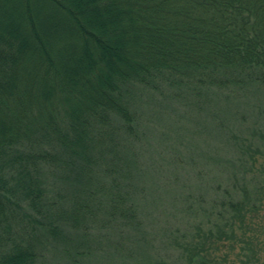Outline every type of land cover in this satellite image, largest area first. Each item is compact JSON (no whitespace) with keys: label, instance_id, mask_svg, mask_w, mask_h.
I'll return each instance as SVG.
<instances>
[{"label":"trees","instance_id":"trees-1","mask_svg":"<svg viewBox=\"0 0 264 264\" xmlns=\"http://www.w3.org/2000/svg\"><path fill=\"white\" fill-rule=\"evenodd\" d=\"M253 98L264 0H0V264H264Z\"/></svg>","mask_w":264,"mask_h":264},{"label":"rangeland","instance_id":"rangeland-1","mask_svg":"<svg viewBox=\"0 0 264 264\" xmlns=\"http://www.w3.org/2000/svg\"><path fill=\"white\" fill-rule=\"evenodd\" d=\"M253 100L255 101H251L250 105L248 107L247 110L251 109L256 113V116L251 115L249 117V123L250 125H260V124H264V104L260 103V99L258 98H253ZM261 104V106H260ZM262 108H263V112H262ZM259 114L261 116H259ZM259 117V118H258ZM263 220V218H262Z\"/></svg>","mask_w":264,"mask_h":264}]
</instances>
